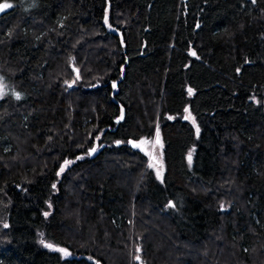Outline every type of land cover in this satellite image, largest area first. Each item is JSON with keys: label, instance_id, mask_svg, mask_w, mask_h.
I'll return each mask as SVG.
<instances>
[{"label": "trees", "instance_id": "obj_1", "mask_svg": "<svg viewBox=\"0 0 264 264\" xmlns=\"http://www.w3.org/2000/svg\"><path fill=\"white\" fill-rule=\"evenodd\" d=\"M2 2L0 264H264V0Z\"/></svg>", "mask_w": 264, "mask_h": 264}, {"label": "rangeland", "instance_id": "obj_2", "mask_svg": "<svg viewBox=\"0 0 264 264\" xmlns=\"http://www.w3.org/2000/svg\"><path fill=\"white\" fill-rule=\"evenodd\" d=\"M0 88L3 89L2 83H0ZM2 95H0V97ZM186 115L188 116V119L190 121H192V123L194 124L195 130H196L195 132H196V136H197L198 135L197 126L193 120L192 115L189 113L188 110L186 111ZM141 141H143L144 143L141 144ZM134 144L139 145L138 147H135V148L139 149L142 153H144V155L147 157V160H148V167L151 170H153V172L157 178H158L157 173L159 172L160 173L159 179H161L162 174H163V162H162V143H161V138H160L159 132L156 131V134L154 135V137L152 139H149V140L148 139H141L137 142H134ZM83 158L84 157L81 154V155L76 156L75 158H72L70 160L65 161L67 163L64 162L61 165L59 171H61L62 168H63V170L66 169L73 162L81 160ZM69 232L71 234H74V231L72 229H69ZM44 243H47V242H44ZM44 243H42L43 247H44ZM47 244H49V243H47ZM44 248H46V247H44ZM46 249L49 251L58 252L64 258L68 257V255H69V253L66 250H65L66 254L59 252V251H56L55 249H61V248L56 247V246H53V248H51V249L50 248H46ZM156 250L159 251L160 250L159 247L155 248V251H154L155 254L157 253ZM186 251H187L188 256H190V257L192 255H194L193 253L195 252L194 250H192V251L186 250ZM136 261L139 262L140 260L136 259Z\"/></svg>", "mask_w": 264, "mask_h": 264}, {"label": "snow or ice", "instance_id": "obj_3", "mask_svg": "<svg viewBox=\"0 0 264 264\" xmlns=\"http://www.w3.org/2000/svg\"><path fill=\"white\" fill-rule=\"evenodd\" d=\"M253 2H255V0H253ZM10 7H12V5L10 4V3H7V2H2V3H0V11H3V10H5V9H7V8H10ZM105 22L107 23V17H105ZM193 55H195V53H192ZM115 86V85H114ZM69 87H71V85H69ZM189 93L191 94V89H189ZM3 94V89L2 88H0V95H2ZM16 98L17 99H19L20 97H19V94H16ZM185 111H187V109H185ZM186 118H188V117H186ZM197 131H199V129H197ZM129 143H132L131 141L129 142ZM142 143H144L143 141H141V144ZM133 146L134 147H138L139 145H137V144H133ZM93 151H95V149H93ZM191 158V155L189 154V159ZM65 163H67V162H65ZM61 171H63V168L61 169ZM157 176H158V178H159V176H160V173L158 172L157 173ZM53 187H55V185H53ZM171 206V205H170ZM46 215H47V213H46ZM5 226H7V225H5ZM41 243H44L43 241H41ZM44 247H46V248H53V245H51V244H47V243H44ZM56 251H59V252H62V253H65V250L64 249H55ZM137 251H139V249H137ZM66 254V253H65ZM137 259H139V257H137Z\"/></svg>", "mask_w": 264, "mask_h": 264}, {"label": "water", "instance_id": "obj_4", "mask_svg": "<svg viewBox=\"0 0 264 264\" xmlns=\"http://www.w3.org/2000/svg\"><path fill=\"white\" fill-rule=\"evenodd\" d=\"M118 35V34H117ZM122 120V118H120V119H118V120H116V122H120Z\"/></svg>", "mask_w": 264, "mask_h": 264}]
</instances>
